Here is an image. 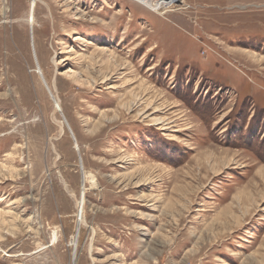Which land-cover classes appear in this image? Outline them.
Returning a JSON list of instances; mask_svg holds the SVG:
<instances>
[{
	"label": "rangeland",
	"instance_id": "1",
	"mask_svg": "<svg viewBox=\"0 0 264 264\" xmlns=\"http://www.w3.org/2000/svg\"><path fill=\"white\" fill-rule=\"evenodd\" d=\"M144 1L0 0V264H264V0Z\"/></svg>",
	"mask_w": 264,
	"mask_h": 264
},
{
	"label": "bare ground",
	"instance_id": "2",
	"mask_svg": "<svg viewBox=\"0 0 264 264\" xmlns=\"http://www.w3.org/2000/svg\"><path fill=\"white\" fill-rule=\"evenodd\" d=\"M144 2H149L148 4H151V3H153V2H151V0H145ZM156 8H157V6H156ZM159 10V9H158ZM155 12V11H154ZM55 239V238H54Z\"/></svg>",
	"mask_w": 264,
	"mask_h": 264
},
{
	"label": "water",
	"instance_id": "3",
	"mask_svg": "<svg viewBox=\"0 0 264 264\" xmlns=\"http://www.w3.org/2000/svg\"><path fill=\"white\" fill-rule=\"evenodd\" d=\"M53 100H54V98H53Z\"/></svg>",
	"mask_w": 264,
	"mask_h": 264
}]
</instances>
